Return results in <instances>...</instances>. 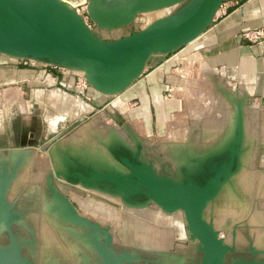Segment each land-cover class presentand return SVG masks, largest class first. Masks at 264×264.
I'll use <instances>...</instances> for the list:
<instances>
[{"label": "rangeland", "instance_id": "obj_1", "mask_svg": "<svg viewBox=\"0 0 264 264\" xmlns=\"http://www.w3.org/2000/svg\"><path fill=\"white\" fill-rule=\"evenodd\" d=\"M157 16L155 11L138 14L133 23L113 30L117 33L110 32L106 38L141 30L160 18ZM11 62L7 64H17L16 60ZM194 69L187 68L185 75L181 92L185 107L180 120L170 126L167 133L153 138L128 132L107 115L103 119L96 114L90 128L75 129V117L79 119L87 114L82 107L85 102L78 100L75 92H71L70 99V94L47 91L33 100L37 104L29 106L25 102L29 99L28 91L22 89L20 94L10 86L0 87V150L6 152L18 146L17 132H21L23 140L31 132L35 137L28 152L31 156L17 159L23 161L16 168L10 159L6 162L11 156L0 154L4 159L0 164V250L12 245L4 226L8 222L19 255L29 264H111L101 250L102 233L69 220L52 191L53 185L81 216L108 228L113 236L111 254L119 256L127 252L139 258L125 260L122 264H193L199 250L196 240L189 238L182 210L166 213L152 202L146 207L127 206L118 197L67 181L65 174L63 177L55 175L57 180L54 149L105 153L108 152L105 140L110 136H118L133 146L139 139L138 149L144 160L152 161L161 173L165 166H169L170 172H179L174 151L185 146L179 135H188V177L203 183L213 173L210 168L228 159L241 119L243 138L232 172L223 178L217 193L204 207V220L218 231V236L233 248L232 251L264 252V180L257 178L264 176V104L251 99L234 84L221 80L212 71H205L203 67L207 73L201 74V66L198 72ZM185 118L191 120L189 133L179 131L185 129ZM67 126L69 129L57 138L70 139L67 144L74 145L75 135H78L86 147L63 148L60 140L49 146L51 152H44L41 146ZM31 144L25 142L26 146L20 148ZM214 152L222 154L209 158ZM55 205L63 208L64 215L58 213ZM177 228L182 232L180 235L176 234ZM93 234L95 238L89 242Z\"/></svg>", "mask_w": 264, "mask_h": 264}, {"label": "water", "instance_id": "obj_2", "mask_svg": "<svg viewBox=\"0 0 264 264\" xmlns=\"http://www.w3.org/2000/svg\"><path fill=\"white\" fill-rule=\"evenodd\" d=\"M223 2L88 0L86 15L96 28L107 31L133 23L138 14L176 6L168 15L141 30L118 38H104L89 29L82 16L61 0H0V53L14 58L46 60L81 71L97 91L114 95L132 84L151 55L171 52L198 37L212 23ZM190 121L185 118V129L179 131L189 133ZM241 122L240 119L228 159L210 168L213 173L203 183L188 177V135H179L185 145L179 146L175 156L179 172H170L169 166H165L161 173L152 161L144 160L138 149L139 139L133 146L118 136H110L105 140L108 149L105 153L54 149L57 174H65L67 181L118 197L127 206L146 207L152 202L166 213L182 210L189 238L196 240L199 250L193 264H264V252L232 251L233 248L218 237V231L207 225L203 214L223 178L232 172L243 138ZM220 153L214 152L208 157H217ZM14 154L22 156L20 149H13L6 157ZM51 188L69 220L102 233L101 250L108 262L122 264L125 260L139 259L127 252L119 256L111 254L113 236L108 228L81 216L67 197L55 186ZM4 226L12 245L0 250V264H29L20 257L8 222Z\"/></svg>", "mask_w": 264, "mask_h": 264}, {"label": "crops", "instance_id": "obj_3", "mask_svg": "<svg viewBox=\"0 0 264 264\" xmlns=\"http://www.w3.org/2000/svg\"><path fill=\"white\" fill-rule=\"evenodd\" d=\"M61 1L78 14L86 11L88 3V0ZM259 28H264V0L228 2L226 10H221L194 40L171 52L151 55L141 74L121 92L114 95L103 94L88 83L82 95L88 105L84 108L87 114L79 119L75 117V129L90 128L94 125V116L98 114L99 118L106 119V115L114 118L126 131L142 137L153 138L167 133L170 126L180 120L185 107V99L181 93L188 72L187 67L182 65L185 59L199 61L203 71L201 74L207 73L203 67L205 71H211L213 67L220 68L224 72L221 80L234 84L245 95L264 104V55L255 44L242 38V32ZM110 32L117 33L102 30L101 34L106 37ZM11 61L12 57L0 53V87L10 86L20 94L22 89L28 91L29 99L25 102L29 106L37 104L33 100L38 95L47 94V91H58L60 95L66 96L70 94V99L73 97L71 92L77 93L78 78L71 74V69L63 67L64 72L54 69L51 67L52 63L46 60L37 61L35 65L7 64ZM79 73L83 74L75 70V74ZM16 98L21 100L22 96ZM59 101L56 102L57 105ZM48 102L51 103L49 100ZM61 129L56 137L69 127ZM77 137L75 135L74 145L67 144L70 139L59 138L57 142L62 140L63 148L86 147ZM176 231V234L182 233L178 228ZM158 252L161 254L162 251Z\"/></svg>", "mask_w": 264, "mask_h": 264}, {"label": "built area", "instance_id": "obj_4", "mask_svg": "<svg viewBox=\"0 0 264 264\" xmlns=\"http://www.w3.org/2000/svg\"><path fill=\"white\" fill-rule=\"evenodd\" d=\"M232 0H224V2L222 3V5L220 6L219 10L217 11L216 16L219 14V12L221 10H223V12L226 10V8L228 7V2H231ZM80 15L82 16L85 24L87 25V27L89 29H92L93 31H95L97 34L101 35L102 30L96 28V26L93 24V22L89 19V17L86 15V11L85 12H81ZM103 37V36H102ZM106 38V37H104ZM242 38L250 43L255 44L259 51L264 55V28H259V29H251V30H247L242 32ZM16 60L17 63H22L24 65H35L36 61L29 59V58H13V60ZM184 63L182 65H185L187 68H191V67H195V72H198V70L200 69L201 63L199 61H197L196 59H185L183 61ZM9 63V62H8ZM12 63V62H11ZM52 68L54 69H59L61 71H65V69L61 66L52 64L51 65ZM211 71L216 74L219 78H223L224 77V72L220 69V68H216L213 67L211 68ZM74 75H77V93H76V97L78 100L82 99L81 102L84 103V106H88L87 102L85 101L83 97V90L85 88V86L88 84V82L86 81L85 77L83 74H75V71H73ZM168 91H171V89H169ZM81 106V105H80Z\"/></svg>", "mask_w": 264, "mask_h": 264}, {"label": "flooded vegetation", "instance_id": "obj_5", "mask_svg": "<svg viewBox=\"0 0 264 264\" xmlns=\"http://www.w3.org/2000/svg\"><path fill=\"white\" fill-rule=\"evenodd\" d=\"M23 135H21V132H17V137L15 138V140H16V145H18L17 147H15V148H9L8 150H6V152H3V151H1L0 150V154H4V155H7V154H9V150H13V149H20V153L22 154V156L21 157H19L18 155H16V154H14L13 156H11L10 158H8L7 160H6V162H9V159H10V161H12L11 163H13V162H15V161H17V158L19 159V158H27V157H30L29 156V149H32V144L31 143H33V142H31V140H33L35 137H34V133H33V136L32 137H30V134L28 135V137L26 138V139H24L23 140ZM58 139V138H57ZM25 142L26 143H30L31 144V146H29V147H21L20 148V146H26L25 145ZM47 142V141H46ZM44 143L42 146H41V149L44 151V152H46L47 150H48V148H49V146L51 145V144H53V143H55V140H53V141H51V143ZM24 152H26V153H24ZM26 154V155H25ZM14 156H16L15 157V160H14ZM23 158V159H24ZM4 160V159H3ZM2 160V157H1V155H0V164H2L1 163V161H3ZM14 160V161H13ZM22 161L23 160H21V163L19 162V164L18 165H20V164H22ZM5 165V164H4ZM14 168H16V167H14ZM16 172V171H15ZM15 172H13L12 174H14ZM58 173V171H56V173L54 174V176L55 175H58L59 177H63V174H57ZM56 177V179H57V176H55ZM58 180V179H57ZM55 188H56V190L58 191V192H61V190L58 188V187H56L55 186Z\"/></svg>", "mask_w": 264, "mask_h": 264}, {"label": "bare ground", "instance_id": "obj_6", "mask_svg": "<svg viewBox=\"0 0 264 264\" xmlns=\"http://www.w3.org/2000/svg\"><path fill=\"white\" fill-rule=\"evenodd\" d=\"M176 8V6H171V7H168V8H163V9H160V10H156L155 11V13H158L159 14V16H157V17H163V16H165V15H168L171 11H173L174 9ZM12 58H14V57H12ZM37 62V61H36ZM69 70V69H68ZM72 70V69H71ZM73 71H75V70H73ZM201 75V74H200ZM83 108H86V107H84V106H82ZM240 111V110H239ZM239 113V112H238ZM239 118V117H238ZM240 121V120H239ZM242 121V120H241ZM244 127V126H243ZM180 139V138H179ZM182 144V143H181ZM106 150L108 151V149L106 148ZM218 151V150H217ZM89 152V151H88ZM24 153H26V152H24ZM100 153V152H99ZM176 153H177V151L175 150L174 151V155H176ZM26 155V154H25ZM15 157L16 156H14V160H15ZM19 157H21V156H19ZM190 158V157H189ZM18 159V158H17ZM13 160V161H14ZM21 161V160H20ZM19 164V162L18 161H15V162H13L12 164L14 165V167H17V165ZM21 163V162H20ZM253 174V173H252ZM252 176V175H251ZM251 178V177H250ZM253 178H254V176H253ZM257 178H259L260 179V181L262 182L263 180H264V176L262 175V176H257ZM258 179V180H259ZM259 191V190H258ZM110 195V194H109ZM259 202V201H258ZM54 203V202H53ZM263 204V203H262ZM46 206V205H45ZM54 206V205H53ZM52 206V207H53ZM257 206H259V205H257ZM264 207V206H263ZM45 208H47V207H45ZM51 208V207H50ZM55 208L57 209L58 208V206L57 205H55ZM49 209V208H48ZM63 208H58L57 210H58V213H60L61 214V216L62 215H64V210H62ZM260 210L262 209V208H259ZM52 211V210H51ZM262 211V210H261ZM264 212V211H263ZM60 214H59V216H60ZM262 215H264V214H262ZM7 217V216H6ZM63 218H64V216H63ZM93 233V232H92ZM99 237V236H98ZM219 237V236H218ZM94 238H95V236H94V234L93 235H91V236H89V239H88V241L89 242H91V240H92V242H93V240H94ZM220 238V237H219ZM224 241V240H223ZM96 242V241H95Z\"/></svg>", "mask_w": 264, "mask_h": 264}]
</instances>
